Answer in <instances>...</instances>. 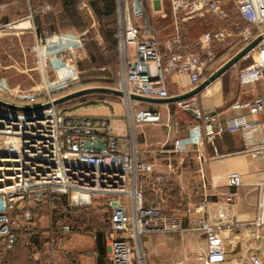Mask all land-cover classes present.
Listing matches in <instances>:
<instances>
[{"label": "built area", "instance_id": "2783aa9c", "mask_svg": "<svg viewBox=\"0 0 264 264\" xmlns=\"http://www.w3.org/2000/svg\"><path fill=\"white\" fill-rule=\"evenodd\" d=\"M118 27L114 33L119 54V70L114 90L122 93L118 104L125 110L132 129L159 121V114L130 99L137 96L149 99H169L170 90L185 81L188 92L202 81L205 69L216 60L215 49L223 53L235 52L264 34V0H142L145 12L159 16L163 2L169 8L171 34L159 38L154 31L145 34L134 23L130 0H117ZM3 8V6H0ZM47 13V6L40 7ZM85 14L90 10L84 5ZM209 15L225 25L203 32L194 40H186L182 26ZM29 12L0 28L15 29L31 25ZM96 23H91L93 28ZM86 32L65 30L37 39L30 54L38 75V85L30 92L7 90L6 104L16 107H40L28 112L0 106V254L10 251L16 236L12 225L22 216L24 222L32 219L26 202L38 203L45 191L66 195L70 205L90 206L94 199L106 200L109 207V233L105 239L106 255L110 264H145L136 249L146 234L182 231L178 215L161 214L159 204L145 206L137 178L151 172L152 165L137 159L134 151L107 148L105 152L81 148L86 139L106 140L117 137L104 118L93 120L65 107L68 102L54 101L78 89L80 84L77 60L85 53L82 37ZM253 58L250 65L238 71L240 80L251 83L264 75V39L247 55ZM245 57V58H246ZM153 67L155 75H151ZM176 79V82L172 81ZM220 77L207 87L211 89L215 109L223 107ZM206 87V88H207ZM199 94L174 102L179 112L189 110L202 120ZM232 111L238 112L222 125L208 118L203 122V137L213 145L224 132H240L249 139L256 120L264 114V96L234 102ZM191 137L172 140V153H181L191 145ZM228 185L241 186L238 173L227 176ZM259 194L255 218L245 225L247 235L262 246L245 247L236 227L209 225L200 221L192 231L205 236V264H264V182L256 185ZM226 194V201L235 197ZM62 231H70L68 225ZM136 250V255L133 251ZM169 264H187L176 261Z\"/></svg>", "mask_w": 264, "mask_h": 264}, {"label": "crops", "instance_id": "0c3cea01", "mask_svg": "<svg viewBox=\"0 0 264 264\" xmlns=\"http://www.w3.org/2000/svg\"><path fill=\"white\" fill-rule=\"evenodd\" d=\"M91 2L94 0H71L70 2L69 0H0V6H3L0 8V26L31 12V25L35 28L33 30L24 25L15 29L0 28L1 98H8L7 90L30 92L38 85L39 78L32 64L30 51L37 39L49 37L66 29L80 33L90 31L96 54L103 56L104 61L107 60V62H101L95 58L92 61L88 54L83 55L81 60L84 61V69L91 70V73L97 69L100 73L84 76L80 74V79L94 81L107 77L109 81L114 80V83L117 81L119 54L117 46L115 49L110 41V33L104 27V23L114 20L116 23L114 33L116 32L118 2L113 1V14L101 16L99 25L96 22V14L103 12L105 3L102 0L94 4ZM130 2L132 10V0ZM66 5L73 10L68 11L65 8ZM84 5L90 10V17L85 14ZM44 6H47L49 11L40 13L38 9ZM70 11L77 19L75 26L66 24ZM133 17L136 18L134 15ZM91 23L96 25L92 28ZM134 23L139 24L136 20ZM148 27V33H150L153 29L150 24ZM148 33L145 32V34ZM168 36L170 35L165 37ZM115 50L118 54L116 61ZM234 53H223L216 48V60L205 69L203 79L210 77ZM107 54L111 57H105ZM248 59L252 62L253 58L250 55L241 59L220 76L219 86L223 107L215 109L209 87L199 93L202 120L196 119L192 112L177 111L174 102H140L143 108L158 112L159 121L132 129L125 110L118 104V96L85 95L82 96L83 98L79 97L67 103L76 106L74 111L80 115L88 116L93 120L104 118L117 136L111 141L117 148L134 151L138 160L152 165L150 173L137 178V188L142 192L145 206L159 204L162 215H178L181 218V233L199 235L202 254L196 262L193 261V254H186L184 261L187 264H205V236L200 231H192V228L200 221L207 222L209 225L236 227L245 247L263 244L262 240L250 239L245 225L255 218L259 202L256 185L264 182V114L248 117V120L257 121V125L251 128L249 139H244L240 132H224L211 145L203 137L205 120L213 118L215 122L223 125L227 119L238 113L230 109L231 104L264 96V75L251 83H246L238 77V71L251 64V62L246 64ZM172 81L175 83L176 79ZM176 85L178 90L172 88L174 92L170 94L169 99L188 93L185 81H177ZM94 87L102 86L90 84L76 89ZM187 136L191 137V145L184 152L172 153V140ZM230 173L240 175V187L234 189L228 185L227 176ZM231 191H234L236 195L231 201H226V194ZM97 201L94 199L92 204L85 208L77 207L79 209L76 214L85 216L93 211L96 215H101V220L105 218L109 220V207L106 200H101L106 217L101 211L96 213L93 205L97 204ZM30 210L32 213L35 212L34 218L37 220L33 218L32 223H26L20 214L16 223L13 224L15 225L13 230L20 233L19 241L17 240L19 243L17 242V246L10 253L9 260L5 256L0 257V264H110L106 253L102 255L97 250L91 217L85 216V222L79 225L78 230L53 241L49 234L50 221L42 225L39 218L40 211L34 208ZM150 235L152 234H146L143 238ZM191 243L186 241L183 247L188 250Z\"/></svg>", "mask_w": 264, "mask_h": 264}, {"label": "rangeland", "instance_id": "374dc122", "mask_svg": "<svg viewBox=\"0 0 264 264\" xmlns=\"http://www.w3.org/2000/svg\"><path fill=\"white\" fill-rule=\"evenodd\" d=\"M147 16H148L147 19L149 21V24L153 29L152 31H154V33L159 38H164L165 36L171 34V28H170L171 21L169 16V8L166 2H163L162 13L159 16L149 15L148 13ZM223 25H225L224 22H219L217 19H214L209 15H204L202 17L195 18L185 23L182 26V32L183 35H185L184 37L186 40H194L195 38H197L198 35L202 34L203 32L211 31L217 28L218 26H223ZM90 53L93 54L97 60L98 58L102 59L101 56H98L96 54L93 43L86 42V51L84 55L85 54L89 55ZM117 55L118 54L115 50V61L117 60ZM108 56L111 57V55L109 54H107L105 57ZM81 58L82 56L76 62L79 71V78H80V74L84 76L85 74L100 73V71H98L97 69H95V71L92 73L91 70L88 71L89 69H84L83 66H85V64L84 61L81 60ZM105 62H107V60H105ZM250 62L251 59H248L246 61V64H249ZM150 73L152 76L155 75V70L153 67L150 68ZM173 92L174 90L171 89L170 94H172ZM65 107L69 108L70 110L76 109V106H73L71 103L65 105ZM95 200H98L97 204L93 205L97 213L101 211L104 204L101 201L102 200L101 198H96ZM61 202H62L61 200L60 201L51 200L50 202H42V203L26 202L19 205L18 209H22V207L25 204H27L28 207H31L30 209L33 208L37 209L35 207L38 206L41 214V216L39 217L40 223H42L43 225L46 223V221L49 220V215L53 214V216L56 219L57 215L55 213L59 214L60 211L63 212V209H61L62 206ZM70 215L74 217V219H76L77 217H79V219L80 217L85 218L81 214H76L73 212H71ZM97 217L99 218L98 221L100 223L105 220V219L100 220L99 214L97 215ZM34 220L36 221L37 219L34 218ZM60 223H64V222L61 221ZM14 226L15 225H12V229H14L13 228ZM186 241L192 242L188 250L183 247ZM200 241L201 239L199 235L195 233L193 234H184L181 232L158 233V234H152L147 238L141 237L140 242L137 244L136 249L138 251L139 256L142 258L145 264H169L176 261H184L186 254L188 255L189 253L193 254L194 256L193 261L196 262L197 258L198 257L200 258V255L202 254L200 249ZM133 254L136 255V250L133 251Z\"/></svg>", "mask_w": 264, "mask_h": 264}, {"label": "trees", "instance_id": "16d2710c", "mask_svg": "<svg viewBox=\"0 0 264 264\" xmlns=\"http://www.w3.org/2000/svg\"><path fill=\"white\" fill-rule=\"evenodd\" d=\"M71 0H69L70 2ZM105 4H104V9H103V12H101L99 14H96V22L97 24L99 25L100 24V18L101 16H104V15H112L113 12H114V6H113V1L114 0H102ZM98 2V0H94V2H91L92 4ZM65 4V3H64ZM90 6V4H88ZM143 5V4H142ZM69 10H73L71 9V7L69 5H66V7ZM90 8V7H89ZM143 8H144V5H143ZM145 11V9H144ZM68 24L69 26H75L77 23V19L74 18L75 15L72 11L68 12ZM146 14V17H147V13ZM82 14H80L81 16ZM83 17V15H82ZM81 17V18H82ZM84 18V17H83ZM148 18V17H147ZM139 19V17H138ZM147 22L148 19H147ZM143 23V22H142ZM149 25V23H148ZM115 26H116V23L114 20H111V21H108V22H105L104 23V27H106V29L109 31L110 33V41L111 43L113 44V46H115V49H116V46H117V43H116V40L114 39V31H115ZM92 34L90 31H88L86 33L85 36L82 37V40L83 42L85 43V50H86V42H92L93 43V39H92V36L90 35ZM39 37V35H38ZM113 37V38H111ZM39 39H43V38H39ZM114 49V47H113ZM90 58L92 59V61H94L95 59V56L93 54H89ZM102 59L98 58L97 61H101V62H105L103 60V56L101 57ZM115 68H117V64H115ZM115 70H118V69H115ZM117 72V71H116ZM87 82H90V83H87ZM116 83V81H115ZM115 83H114V80L113 81H109L107 80V77L106 78H99L97 80H94V81H86L84 80L83 78H81L80 80V84L79 86H77V88H82L84 86H89L90 84H98V86H102V88H109V89H113L115 87ZM100 96V95H103V94H100V93H94V94H88V96ZM83 98V97H81ZM51 200H57V201H62L61 202V209H63V212L60 211V215L55 213L57 215V218L55 219V217L53 216V214L49 215V221H50V226H49V234H50V239H52L53 241H56L57 239H61L63 238L64 236L68 235L69 233H71L72 231H76L78 230V227L80 224H84L85 222V219L84 218H76L74 219V217H72L70 214L71 212L73 213H76L77 208L76 206H73V205H70L69 203V198L68 196L66 195H59V194H56V193H53L51 192L50 190H47L45 191L42 199L40 202L38 203H42V202H50ZM35 208H37V211H39V207L36 206ZM85 208V207H84ZM84 208H81L83 211ZM31 212V210H30ZM34 213V214H33ZM31 212V216H32V219L29 223H31L33 221V218H34V215H35V212ZM89 214L88 215H85L87 217H91V220L93 222V225H94V233H93V237H94V240L96 242V247H97V250L100 254H105L106 253V250H105V239H106V236L108 235L109 233V220L105 218L104 221H102L101 223L98 221L99 218L97 217V215L95 213H93V211H90L88 212ZM101 213L103 216L106 215V211H105V207L103 206V209H101ZM83 217H85L83 214H82ZM101 216V215H99ZM106 217V216H105ZM101 220V219H100ZM64 222V223H60V222ZM64 225H68L69 228H70V231L67 232V233H64L62 231V226ZM98 225V227H97ZM15 233V236H16V242L13 246V248L10 250V251H7V252H3L0 254V257H3L5 256V258L7 260H9V255L10 253L14 250V248L17 246V244L19 243V234L20 233ZM18 240V241H17ZM18 242V243H17ZM0 248H2V240H0ZM10 263V262H9Z\"/></svg>", "mask_w": 264, "mask_h": 264}, {"label": "water", "instance_id": "95a60500", "mask_svg": "<svg viewBox=\"0 0 264 264\" xmlns=\"http://www.w3.org/2000/svg\"><path fill=\"white\" fill-rule=\"evenodd\" d=\"M132 12L133 15L136 17L135 20L139 23L138 25L141 26L144 29V32H149V27L147 24V17L142 5V0H132ZM139 17V19H138ZM143 22V23H142ZM264 39L263 36H259L255 38L253 41H251L249 44H247L245 47H243L240 51H238L236 54H234L228 61H226L217 71H215L210 77L202 81L195 89L192 91L186 93L183 96L180 97H174L171 99H149V98H143V97H137V96H130V99L138 101V102H154V103H165V102H175L178 100H182L185 98H189L193 95L201 93L211 82L219 78L223 73H225L227 70H229L231 67H233L236 63H238L241 59H244L249 53L255 48L257 43L261 41V39ZM94 93H100V94H112L115 96L120 97L122 95L121 92L116 91L114 89L109 88H102V87H94V88H85V89H79L72 93H69L67 95H64L54 101V104H62L64 102L71 101L73 99L88 95V94H94ZM0 106L12 109V110H19L23 112H28L34 109L40 108L33 107V108H23V107H16L13 105H9L4 103L0 100ZM189 112H192L189 110ZM214 113H212L213 115ZM114 144L113 142L108 143L106 140H100V139H94L90 141L89 139H86L82 142L81 148L83 150L87 151H97V152H105L107 148H113Z\"/></svg>", "mask_w": 264, "mask_h": 264}]
</instances>
